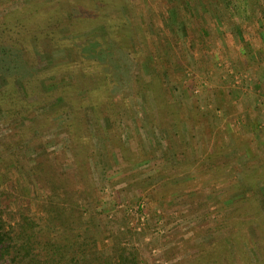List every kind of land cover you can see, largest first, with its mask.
Instances as JSON below:
<instances>
[{
	"label": "rangeland",
	"instance_id": "rangeland-1",
	"mask_svg": "<svg viewBox=\"0 0 264 264\" xmlns=\"http://www.w3.org/2000/svg\"><path fill=\"white\" fill-rule=\"evenodd\" d=\"M87 1L95 5V0ZM171 1L173 10L176 3ZM102 2L107 7L108 1ZM128 2L122 6L124 13L146 27L147 47H143L141 59L153 52V42L157 48L160 46L158 52L154 50L161 59L159 66L151 56L147 57L151 65H142L146 79L155 81L156 87L140 90L132 85L124 92L118 85L112 95L117 99L104 106L106 103H100L105 100L100 98L105 94L99 93L98 99L94 94L85 96L86 82L79 77L75 82L72 76L78 75L73 66L76 61L85 62L76 52L79 50L83 56L81 46L74 43L85 39L80 37L84 24L71 18L73 7L77 9L81 2L0 0V25L13 19L11 26L22 27V20L30 19L34 31L18 49L6 42L8 51L18 55L19 72L23 65L45 77L49 73L47 67H59L53 69L51 76L33 84L35 93L29 98L15 82L20 97L34 106L26 108L31 119L10 117L0 103V138L14 134L15 128L22 130L18 135L24 137V160L30 169L26 173L24 168L12 166L14 184L4 182L0 176V189L13 195L3 193V197H11L10 210L28 206L29 211L39 215L46 192L31 170L42 158L49 160L45 157L50 156L63 187L78 193L75 197L82 205L88 204L89 213L84 207L85 221L98 214L100 248L110 246L112 235H121L124 245L133 242L150 255L152 252L163 258V264H199L196 255H205L209 250L222 251L224 264H264V28H248L240 40L230 31L222 32L223 25L212 22L206 33L199 35L195 21L190 24L195 27L192 37L185 40L186 34L169 30L185 15L171 12L167 22V0ZM79 9L90 11L92 18L101 11L94 10V6ZM47 12H56L57 19L48 20ZM55 29L59 33L56 41L47 35ZM86 32L88 36L94 33L92 28ZM98 32L103 34L101 29ZM35 35H40L39 39H34ZM129 35L135 37L133 33ZM163 51H172L175 61L168 63ZM4 82L1 76L0 87ZM44 83L43 90L53 89L45 94L46 99L40 93ZM66 84L73 85L61 91L59 86ZM78 89L82 90L80 96ZM216 89L226 95L224 103L217 101ZM122 93L125 102L117 103ZM77 105L79 112L72 120L76 123L70 127L75 138L70 142L67 122L78 111ZM197 111L209 125L203 129L207 138L199 125L191 128ZM170 112L181 120L179 130L174 129L177 125L170 120ZM107 122H111L110 126ZM170 131L176 153L182 152L178 131L186 136L187 145L193 141L191 134H195L196 155L200 158L197 170L186 166L188 160L174 154V150L170 149L167 155L166 134ZM108 137H113L111 144ZM87 140L91 143L85 144ZM70 144L76 147V159L69 150ZM219 145L228 151L206 167L202 160ZM5 150L6 146L1 145L0 163L9 156ZM188 168L191 171L186 172ZM217 177L219 183L215 182ZM251 180L258 184L257 189L247 183ZM30 183H35L34 193ZM231 184L235 186L232 188ZM231 189L236 192L230 193ZM80 193L87 198L80 197Z\"/></svg>",
	"mask_w": 264,
	"mask_h": 264
},
{
	"label": "trees",
	"instance_id": "trees-1",
	"mask_svg": "<svg viewBox=\"0 0 264 264\" xmlns=\"http://www.w3.org/2000/svg\"><path fill=\"white\" fill-rule=\"evenodd\" d=\"M78 1L81 2L79 7L82 8H92L93 6L94 10L101 8L99 15H96L95 18L89 15L90 11L80 10L79 7L76 9V6L73 7L71 15V18L73 17L76 21L84 24L80 29L82 34L80 37L85 39H83L81 43H79L81 39L74 43L78 42V45L81 46L80 50L83 51V56L80 55L79 50H76V52L79 57H83L85 62L81 63L80 59L77 60L73 66L77 68L79 76L76 74L72 75L76 80L75 82L78 81V77L80 80H83V82H86V95H84L90 96V94H94L95 99H98L99 93L105 94L106 96L100 98L101 101L105 100L104 103H100V105L106 103L104 105L106 106L108 103H112L113 99H117L112 95L115 89L117 91L118 85L124 88V92L128 86L132 85H135V87L140 90L146 89L147 87H156L154 85L155 81L151 80V83L146 79L147 74L142 65L144 63L146 65H151V61L149 60L148 62L147 58L151 56L154 62L158 64L156 66H159L161 59L159 54L156 53V51L154 52V50L158 52L160 46L157 48L156 43L153 42V52L145 53V59H141V54L145 52H143V47H147V37L144 32L146 31V27L143 22H139V20L135 18L131 19V17L129 18L127 14L124 13L122 6L128 5V0H107V7L105 8L103 7L102 0L99 2H96V0L93 1L95 5H91V2L87 0ZM167 1V22H169L171 12L172 14L178 12L177 14H180L181 17L185 15V19H181L182 22L178 21L175 23L173 30L171 27L169 29L172 32L186 34L184 37L185 40L192 37L190 34L194 33L195 27L190 24L195 23V21L199 25L196 31L199 35L205 34V30H208V24L212 22L216 25H223V28H221L222 32L230 31L234 35L240 36V40L243 38L248 28H253L257 25L260 30L264 28V0H175V13L173 12L174 9L172 10L170 6L171 0ZM74 4L75 2L72 6H74ZM50 14L51 12H47L49 16L46 18H48V20L54 21L57 19L55 15L56 12L52 15ZM12 21L13 19H10L5 23L7 25H0V28L5 27L0 31V77L2 76L5 78V84L0 87V103L5 105L3 109L10 117L24 116L23 118L28 120L31 119V116L29 111L26 113V108L34 106L27 98V101H24L20 97L19 88H15V82L18 81L17 86L21 87L20 91H24L25 95L29 98V95H34L35 93L32 87L33 84L39 81V79L46 78L47 75L51 76L53 69L58 66L53 67L51 65L47 67L46 70L49 73H47L45 77L41 76L37 70H33L31 67H28L26 70L23 65H21L22 72H19L20 68H17V62L19 60L18 55L16 56L11 50L8 51L10 48L6 42H9V44L18 49L22 46L23 41L25 42L28 39V34L34 31H32V27L29 25L30 19L28 21L22 20L24 21L22 27L18 25L11 26L10 22ZM91 28L94 33L88 36L89 32L86 31ZM40 29H44V27H40ZM100 29L103 34H99L98 30ZM46 33H48V31ZM129 33H133L135 37L133 38ZM47 35H52L53 39L55 38L54 41H56V37H59V33L56 29L52 32L50 31ZM39 37L40 35H35L34 39H39ZM193 39L194 38H192V40ZM57 41L59 42L60 40ZM73 49H76V47L73 46ZM166 52L163 51V54L167 62L171 63L175 61L172 51ZM140 60L142 61L140 62ZM69 67H71V65ZM151 68L150 69L153 70V65ZM152 75H155V73ZM44 85L45 83L42 85L40 93H42L45 98V94L53 89L45 91L43 90ZM71 86L66 84L64 86L60 85L59 87L61 88L60 90L63 91L65 88L68 89ZM5 88L7 89L5 90ZM161 90V92H163V88ZM61 91L58 92L63 93ZM81 91V89H78L79 96L81 95ZM214 91L218 99L217 101L224 103L222 100L226 99V95L220 92L219 89ZM83 93L84 92H82V94ZM123 94L125 93H122V95ZM84 95L82 97H84ZM123 97H125V95L122 97L120 96V101H117V103L122 104L123 101L125 102V98ZM110 105L111 104L108 106ZM198 108L200 110V106ZM76 109H78V105ZM65 110L67 111V108ZM77 112H79V109L70 116L67 122L69 123L67 130L70 142L75 138V134L70 131V127L76 123L75 120L73 122L72 120L74 117L77 118ZM170 113V120L177 125L174 126V129L179 130L178 127H181V120H178L179 117L173 115L172 112ZM197 114L198 111L196 112L194 121L191 123V128L199 125L203 133V129L207 128L209 125L206 120ZM107 123L110 126L111 122ZM15 129L14 134H11L9 137L0 138V146H6L5 153L9 155L7 158L1 160L0 176L3 178L4 182H11L12 184H14L12 181L14 178L12 166L16 169L19 167L24 168L26 173L30 170L26 166V161L24 160L26 147L23 145L24 137L22 136L23 138H20V132L22 130L17 131ZM177 134L182 144V152H175L173 145L174 134L170 131L169 135L166 134V141L169 139L167 155L170 149H172L174 150V154L177 156L180 154L181 158L184 157V160H188L186 166L191 169L196 167L197 170L200 164V158L196 155V147L198 144L195 134H191L193 141L190 140L188 145L186 144V136L183 135L182 132L181 135H179V131ZM203 134L207 138L206 132ZM89 139L90 138H88V140ZM88 140L85 141V144L91 143ZM107 141L108 144H111V142H113V137H108ZM109 146L110 145H106L107 148ZM216 147L219 148H214L212 153H210L206 159L202 160L206 167L209 166L208 162L213 159L216 161V158H221L222 154L228 151L223 145ZM75 148V145L70 144L69 150L72 152L74 159H76L75 155L78 154L74 152ZM190 157H192L193 160H191ZM45 158L49 160H43L42 158L41 161L36 163L37 165L34 167V170H31L35 176V180H38V184L46 192V199L42 204V212L39 213V215L29 211L28 206L21 209L18 208L15 211L10 210L11 205L9 203L13 195H11L10 192L0 189V264H163V258L153 255L152 252L151 256L149 252L133 242L124 245L121 241V235H112L110 246L108 245L109 247L107 248H100L97 239L99 227L96 224V222H98L96 217L98 214L90 215L91 217L88 216V220L85 221V215H83L85 210L84 207L86 208V212L89 213L88 204L85 203V205H82L78 201V198L75 197L78 193L75 194L73 191H69L63 187V182L58 175L59 170L53 165V159H50V156H46ZM189 168L185 169V171H191ZM220 177H222V175H220ZM217 179L215 182L219 183V178L217 177ZM247 183L252 184L253 188L257 189L258 184L256 182L251 180ZM231 185L232 188L235 186L234 184ZM30 186H32L31 188L34 193L36 190L35 183H30ZM221 190L224 195L225 184L221 185ZM235 192L236 191L232 189L230 191V193ZM3 193H9L11 197H3ZM13 193L16 196L15 187H13ZM80 197L87 198V195L84 194ZM3 198H6V202ZM12 199L15 201L14 198ZM229 199H231V197ZM229 201L232 200H228V202ZM82 226H84L83 229H81ZM222 255H224L222 251L209 250L205 255H196V258L200 259L201 263L199 264H224ZM230 260H232V258H229V262ZM194 261L195 260H193V262ZM229 264L234 263L230 262Z\"/></svg>",
	"mask_w": 264,
	"mask_h": 264
}]
</instances>
